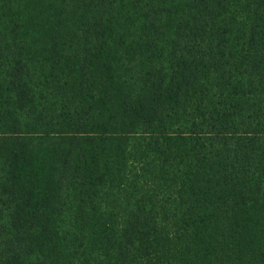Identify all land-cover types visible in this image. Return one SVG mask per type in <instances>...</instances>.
<instances>
[{"label": "trees", "instance_id": "trees-1", "mask_svg": "<svg viewBox=\"0 0 264 264\" xmlns=\"http://www.w3.org/2000/svg\"><path fill=\"white\" fill-rule=\"evenodd\" d=\"M0 264H264V0H0Z\"/></svg>", "mask_w": 264, "mask_h": 264}]
</instances>
